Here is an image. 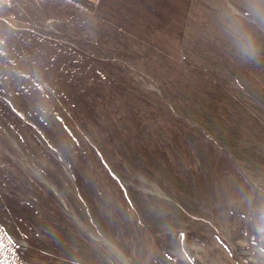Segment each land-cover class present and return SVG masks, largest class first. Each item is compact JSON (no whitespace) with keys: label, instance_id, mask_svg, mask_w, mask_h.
I'll return each mask as SVG.
<instances>
[{"label":"rangeland","instance_id":"1","mask_svg":"<svg viewBox=\"0 0 264 264\" xmlns=\"http://www.w3.org/2000/svg\"><path fill=\"white\" fill-rule=\"evenodd\" d=\"M207 1L137 78L0 11L5 264H264V0Z\"/></svg>","mask_w":264,"mask_h":264},{"label":"crops","instance_id":"2","mask_svg":"<svg viewBox=\"0 0 264 264\" xmlns=\"http://www.w3.org/2000/svg\"><path fill=\"white\" fill-rule=\"evenodd\" d=\"M206 2L0 0V11L29 21L28 29L41 36L70 37L66 45L85 52L106 75L137 78L155 76L153 65L197 64L204 18L212 12Z\"/></svg>","mask_w":264,"mask_h":264},{"label":"snow or ice","instance_id":"3","mask_svg":"<svg viewBox=\"0 0 264 264\" xmlns=\"http://www.w3.org/2000/svg\"><path fill=\"white\" fill-rule=\"evenodd\" d=\"M3 232L2 227H0V233ZM9 240H11V237H8ZM4 240H5V236L0 234V256L3 255V249H4ZM13 246L15 245V241H11ZM0 264H5V262L3 260H0Z\"/></svg>","mask_w":264,"mask_h":264}]
</instances>
